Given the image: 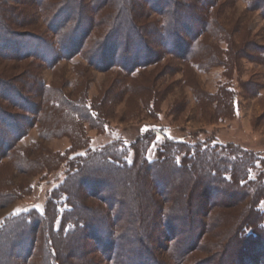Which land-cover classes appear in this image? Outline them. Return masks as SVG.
<instances>
[{
    "label": "rangeland",
    "instance_id": "1",
    "mask_svg": "<svg viewBox=\"0 0 264 264\" xmlns=\"http://www.w3.org/2000/svg\"><path fill=\"white\" fill-rule=\"evenodd\" d=\"M27 1L30 0H0V19L3 25L18 34L32 33L49 38L52 35L43 23L42 16L29 7ZM248 1L219 0L217 6L209 10L214 23L208 33L199 36L197 46H176L172 34L177 30L184 33L182 37L186 38L185 35H189L187 29L191 32L197 30L192 21L195 9L189 12L187 6H183L175 13L168 1L137 0L138 6H134L133 13L129 11L126 16L140 13L139 8L144 5L149 11L146 20L155 21L160 26L161 15L155 11H171L167 27L169 31L165 35H155L153 26H150L146 37L141 39L144 35L134 33L129 17L115 19L113 24V20H110V25L106 22L107 27L104 25L98 28V16L93 18L86 9L81 13L84 14L81 21L85 25L92 22V31L76 55L61 59L51 67L38 60L14 61L0 58L1 77L19 78L29 70L55 91L51 95L54 104L51 101L43 106L53 118L40 122L38 118L27 115L29 119L21 123L24 128L20 126V129L25 130L24 135L15 143L13 152L7 157H0V232L6 221L16 215L27 212L43 214L50 199L57 197L59 188L73 170L71 167L78 163L79 156L86 157L108 145L117 144L119 150L128 151L131 162L136 160L141 163L140 153H144L146 143H151L154 133L156 136L152 140L149 159L159 157L158 151L164 143L165 135L172 140L192 145L201 143L228 147L236 154L239 150H246L258 158L256 165L264 172V0H256V4L260 1V8L253 5L254 0H251V4ZM193 5L195 8L196 4ZM72 7L73 16L78 15L79 5L75 3ZM7 8L28 15L34 13L36 19L29 21L30 17H27L29 19L4 21V10ZM108 27L111 32H118L110 33V38L122 39L125 36L131 38L134 44L115 46V41V44L108 45L105 39L109 33ZM2 28L0 37L5 35ZM160 37L167 44H161L158 39ZM22 39L27 40L25 36ZM68 39L71 40L72 35ZM71 41L66 42V45L72 50L75 47L70 46ZM190 42L186 40L188 45ZM109 54L112 56L109 61H102L99 57H107ZM90 57L94 63L89 62ZM31 82L28 88L34 85ZM29 91L23 95L38 106V96ZM62 100L73 106L81 105L79 115L71 110L67 114L59 113L57 101ZM8 111L23 114L18 109L9 108ZM54 116L59 118L60 124L81 128L79 142H75L72 132H54ZM57 127L62 128L59 124ZM4 128H8L10 136L13 135L14 126ZM46 129L51 130L44 133ZM145 136L148 140H145ZM135 146L140 156H135ZM169 172L171 176L164 178L167 184L176 176L175 171ZM82 174L83 178L93 183L89 188L98 192V199L86 197L85 203L89 209L93 206L104 211L109 208L102 197L111 198L113 202L122 201L125 210L130 211L121 215L131 219L130 223L133 220L130 228L140 235H147V242L155 240L152 247L160 264H176L172 258L174 255H170L172 246L180 245L183 233L186 235L187 232L199 231L203 226L209 234L202 233L197 242L199 245L193 251L196 241H192L191 237L190 241H185L184 246L189 244L192 248L181 264H240L236 258L250 255L252 251L243 249L248 245L245 241V246L243 243L240 245L239 236L243 237L245 231L253 234L258 227L264 228V199L253 210L246 203L232 205L227 210L216 209L211 212V221L207 222L205 218L203 226L199 218L189 223L181 216H187L188 208L199 209L195 202L198 197L196 194L193 206L180 203L177 212L181 219L175 222L179 236L175 242L169 243L166 235L160 239L165 229L158 228L153 230L152 235L147 234L154 225V219L148 217L144 205L145 196L139 194L140 175L131 171H114L111 165L107 166L100 158L88 164ZM116 176L122 179L118 190L113 181ZM255 176L257 170H252L249 177ZM192 177L189 176L190 179ZM103 182L108 184L103 186ZM146 183L149 192L145 195L155 196L150 189L152 179L146 180ZM82 190L87 189L83 187ZM119 209L116 207L115 212L118 213ZM223 216L225 218L222 220ZM29 218L22 217L14 223L12 221L8 229L28 232L31 228ZM34 218L37 216H33L32 220ZM98 218L101 222L107 221L103 214H98ZM42 227L48 232L47 224ZM44 234H39L41 249L44 247ZM130 234L125 246L135 239L136 235L132 231ZM12 235H7L10 236L9 240ZM50 236L53 237V234L50 233ZM87 243L92 247L89 255L96 264H106L95 242ZM25 247L24 244L14 256L23 255ZM184 249L181 248L179 252L183 253ZM0 252V262H4L8 257V246L2 247Z\"/></svg>",
    "mask_w": 264,
    "mask_h": 264
},
{
    "label": "trees",
    "instance_id": "2",
    "mask_svg": "<svg viewBox=\"0 0 264 264\" xmlns=\"http://www.w3.org/2000/svg\"><path fill=\"white\" fill-rule=\"evenodd\" d=\"M159 1L162 2V0ZM165 1H168L175 13L183 6H187V11L189 12L195 9L192 21L195 23L193 25L197 30L191 32L190 29H187L189 35H185L186 38L182 37L184 33H180L177 30L172 34L175 36L176 46L178 44L179 46H190L191 44V46H197L199 36L208 33L214 23L209 10L217 6L219 0ZM248 2L249 4L252 3L251 0ZM75 3L79 5L80 13L73 16L72 6ZM193 3L196 4L195 8H193ZM254 4H256V0L253 1ZM27 5L39 12L43 23L52 36L48 38L45 35L32 33L18 34L14 31L12 32L8 26L3 25L0 19V30L3 27L2 30L5 33L3 37H0V58L2 59L14 61L38 60L40 63L51 67L56 65L61 59L76 55L80 52V48L85 45L92 31V22L87 25L82 22L84 14L81 15V13L86 9L89 10V14L93 18L98 16V28L104 27V25L107 27L110 20H113V24L115 19H125L126 17L127 19L130 18L129 22L134 33L136 35H144L141 39L146 37L150 26H153L155 35L163 33L165 35L169 31L167 27L171 11L161 9L155 11L158 15H161L162 23L160 26L155 21L149 22V20H146L149 18V11L144 5L139 8L141 10L140 13L134 14V16L132 14L130 17L126 16L129 11L133 13L134 6H138L137 0H30L27 1ZM256 5L260 8V1ZM4 11L6 13V17H3L4 21L7 19L14 21L17 19H29L27 17H30L29 21L36 19L34 13L28 15L8 8ZM18 16L23 18H18ZM78 17L79 20L77 21ZM110 28H113V26ZM108 31L109 33L107 32L108 34L105 38L108 45L115 44V41V46L134 44L129 37L123 36L122 39L116 37V39L111 36L110 38V33L118 32H111L112 30L109 27ZM69 35H72V41L68 39ZM24 36L27 40L22 39ZM158 39L160 43L167 44V41L162 39V37ZM186 40L191 41L189 45ZM70 41V46L77 48L76 50H71L66 45V42L70 43ZM56 46L59 48L57 49ZM146 46L149 45L146 44ZM99 57L102 61L104 59L109 61L112 58L111 54L107 57L106 55H100ZM89 62L94 63L92 57H90ZM22 77H24V80H22ZM30 82L34 84L31 87L32 89L28 88ZM30 89L31 91H29ZM25 91L38 96V106L34 105V102L30 101V99L25 98V95H23L26 93ZM53 92L55 91L45 85L38 75L29 70L26 71L24 76L19 78L0 76V157H7L13 152L15 143L25 133V130H22L24 124L21 125V123L29 119V115L34 116L36 119L38 118L40 122L43 119L49 118L51 120L53 118V115H49L48 110L43 107L47 102L51 103L52 101L54 104L51 97ZM77 106L62 100L61 102L57 101L56 108L60 109L58 112L62 114L64 112L67 114L68 111L78 114L81 110V105ZM9 108L18 109L23 114L8 111ZM19 123L20 125L18 126ZM54 123L56 126L54 132L57 130L72 132L75 142H79L82 136L81 128L78 129L76 125L72 128L70 125L60 124V120L56 116H54ZM58 124L62 126L61 129L57 127ZM4 126H14L13 135L10 136L8 128H4ZM20 126H22V129H20ZM50 130L46 129L44 133H49ZM154 136H156L155 133L152 134L151 143H146L144 153H140L141 156L138 154L137 146L133 147L135 156L141 157V163H137L136 160L131 162L128 158V151L119 150L117 144L108 145L104 149L90 153L86 157L79 156L78 163H76V166L71 167L73 170L67 176L61 188H59L57 197L50 199L43 214L36 212L30 214L27 212L16 215L13 219L9 218L6 221L5 227L0 232V251L2 247L8 246V257L0 264H96L92 256L89 255L92 253V247L87 243L89 241L95 242L98 252L102 255V261H105L106 264H160L161 261L159 262V259L155 257V250L152 247L155 240L147 242L145 240L147 235H140L141 233L139 234L135 229L130 228L129 225H131L133 220L130 223L131 219L121 215V213L130 211L125 210V207L122 206V201L113 202L111 198L102 197L104 203L109 205V208L105 211L101 208H99L101 210H98V208H95L96 206H93L95 209H89L87 203H85L87 196L98 199V192L89 188L93 183H91L90 179L83 178L82 173L88 164L95 162L99 158L107 166L111 165L114 171L121 173L131 171L137 176L140 175L139 194L145 196L144 205L147 208L148 217L152 216L154 219V225H152L147 234L152 235L153 230L158 228L165 229L164 234L161 233L160 239L166 235V240L169 243L175 242L179 236L176 232L175 222L181 217L189 223H193L199 218L200 221H203L201 222L203 226L204 219L206 218L207 222L211 221V212L216 209L227 210L233 207L232 205L237 206L246 203L253 210L264 199V172L260 171L256 165L258 158L254 157L253 153L239 150V153L236 154L230 151L228 147L201 143L192 145L172 140L164 135V143L158 151L159 157L149 159V151L152 147V140L155 139ZM145 137V140H148V137ZM170 170L175 171L176 176H174L175 179L173 178L167 184L164 178L171 176ZM252 170H257L255 178L249 177ZM142 171L146 173L143 174ZM189 176L193 177L190 179ZM150 179H152L150 189L151 192L154 191L153 195H155L153 197L145 195L149 192V185H147L146 180L150 181ZM121 180L117 176L113 178V181L117 184L116 190L120 188ZM107 181L109 182V180ZM106 184L108 183L103 182V186H106ZM201 186L203 188L199 190L198 188ZM83 187L87 190H82ZM196 194L198 197L195 202L199 205V209L188 208L187 216L179 217V212L177 211L180 203L193 206ZM229 199L231 200L230 202L227 201ZM116 207L120 208L118 213L115 212ZM98 214H103L106 217V223L99 220ZM27 216L31 217L28 219L31 227L28 231L29 234H26L28 232L14 230V228L8 229L12 221L14 223L15 220ZM33 216H37V218L32 220ZM257 216H259L258 213ZM259 217L261 218V216ZM224 218L223 216L222 220ZM45 224L48 225V232H45L42 227ZM131 231L136 235L135 239H131L132 241L129 242L128 246H125L126 240L131 236ZM196 231L187 232L186 235L183 233L184 237L183 240L179 241L180 245L176 246L174 244L172 246L173 249L170 255H174L172 258L176 260V264H181L184 261V257H187L190 253L191 245L187 244L184 246L185 241H190L189 237L192 238V241H196L197 244L202 237V233L203 235L209 234L205 226L200 227L199 231ZM41 232L46 233L44 234L46 237L44 238L43 249L39 246L41 241L39 234ZM12 233L13 235L9 240L10 236L8 237L7 235ZM50 233L53 234V237L50 236ZM246 233V231L243 233V237L239 236L240 245L245 241L248 247H243V249L252 251V254H244V257L239 256L236 258L237 262H240V264H264V228L260 229L258 227L253 234ZM24 244L26 246L24 249L25 253L14 256L16 251L23 247ZM243 244L245 246V243ZM198 245H195L192 251L196 250ZM83 247L85 250H83ZM181 248H185L183 253L179 252Z\"/></svg>",
    "mask_w": 264,
    "mask_h": 264
}]
</instances>
